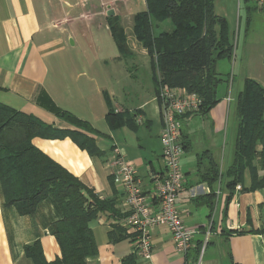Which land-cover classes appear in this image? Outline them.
Instances as JSON below:
<instances>
[{"label":"crops","instance_id":"1","mask_svg":"<svg viewBox=\"0 0 264 264\" xmlns=\"http://www.w3.org/2000/svg\"><path fill=\"white\" fill-rule=\"evenodd\" d=\"M213 9L227 21L233 53L230 59H217L214 64L220 79L218 102L207 113H192L181 127L184 178L176 205L183 223L196 233L183 256L175 250L169 230L155 227L151 233L152 264H193L198 245V264H264V188L248 190L251 181L246 170L243 183L237 184L241 188L235 187L226 202L236 97L246 78L264 87V53H259L254 68L247 53L252 17L264 16V5L254 0H214ZM146 10V0H0V103L33 115L56 130L78 131L93 141L102 155H90L69 137L32 138L34 146L97 197L114 199L119 212L126 214L117 218L104 213L90 221L97 254L88 257L86 264H121L132 254L136 241V233H129L131 228L120 223L128 212L115 173V148L135 166L141 190L153 206L154 183L164 173L162 124L150 57L135 33V16ZM112 17L123 29L128 48L125 55L112 38L108 23ZM165 21L171 23L150 17L153 36L173 30V25L167 24L154 33V26ZM241 29V54L237 57ZM225 60L232 66L231 74L225 72ZM140 76L145 85H140ZM50 106L72 113L98 133L55 116ZM110 111L129 119L125 116L121 124L111 127L107 120ZM212 162L218 174L209 182L206 173ZM61 217L50 197L40 202L32 215H20L14 207L4 206L0 188V264H34L24 248L36 241L46 261L60 257L53 230ZM116 226L127 235L120 237Z\"/></svg>","mask_w":264,"mask_h":264},{"label":"trees","instance_id":"2","mask_svg":"<svg viewBox=\"0 0 264 264\" xmlns=\"http://www.w3.org/2000/svg\"><path fill=\"white\" fill-rule=\"evenodd\" d=\"M214 0H146L147 10L135 16V33L150 57L155 91L160 84L185 87L200 98L199 112L207 113L217 102L220 82L214 70L217 59H230L233 44L227 21L213 9ZM150 17L157 21L169 19L171 32L153 36ZM112 38L118 51L128 53L123 29L117 18H109ZM54 115L84 131L98 133L90 124L72 113L50 106ZM236 127L233 159L226 171L228 202L237 184L243 183L244 172L250 175L248 190L264 188V87L246 78L236 97ZM126 114L109 112L111 127L122 123ZM129 119V118H128ZM127 119V120H128ZM69 137L90 155H102L94 142L78 131L56 130L39 118L0 103V188L4 206L14 207L20 215H32L47 197L54 200L62 217L54 223L53 235L60 248V257L46 261L38 241L26 245L25 255L34 264H86L97 254L90 221L109 213L121 218L114 199H101L77 177L32 144V138ZM214 162L206 179L217 178ZM120 237L126 232L119 226ZM264 233V228L261 230ZM201 246L195 250L198 259ZM130 254L121 264H136Z\"/></svg>","mask_w":264,"mask_h":264},{"label":"built area","instance_id":"3","mask_svg":"<svg viewBox=\"0 0 264 264\" xmlns=\"http://www.w3.org/2000/svg\"><path fill=\"white\" fill-rule=\"evenodd\" d=\"M254 1L264 5V0ZM155 98L162 124L160 140L164 164V173L155 181L151 198L156 201V206L142 192L135 166L115 148V173L124 191L128 212L120 223L131 228L128 229L129 233H136L132 254L138 264H152L151 233L155 227L164 226L169 230L175 250L183 256L189 252L196 233L183 223L176 201L183 189L184 178L180 162L183 153L181 127L192 113L198 112L201 100L185 87H169L164 83L159 85ZM240 188V185H236V190ZM208 236L207 232L205 239Z\"/></svg>","mask_w":264,"mask_h":264},{"label":"rangeland","instance_id":"4","mask_svg":"<svg viewBox=\"0 0 264 264\" xmlns=\"http://www.w3.org/2000/svg\"><path fill=\"white\" fill-rule=\"evenodd\" d=\"M169 24V26L172 27V24L169 21H165L163 23H160L157 26H154L153 30L154 33L157 34L159 31H161L164 26ZM242 29L240 30L239 37H238V48L235 50L236 56L238 57L241 54V38H242ZM247 42H250V47L247 49L248 56H252V65L251 67H258V55L259 53H264V16L259 14H254L252 17V21L250 23L249 27V34L247 37ZM222 60V59H221ZM226 67L225 72L228 71L231 74V64L225 60ZM242 65V64H241ZM248 69H250V65H246ZM143 72V71H142ZM224 72V73H225ZM239 79V76L237 77ZM237 79V80H238ZM140 85L144 84L145 82L142 80V77L140 76Z\"/></svg>","mask_w":264,"mask_h":264}]
</instances>
